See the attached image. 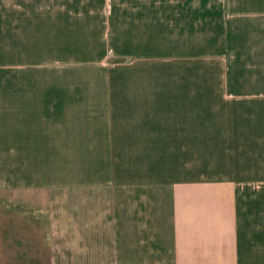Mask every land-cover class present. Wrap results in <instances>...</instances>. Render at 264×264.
<instances>
[{
    "label": "crops",
    "instance_id": "1",
    "mask_svg": "<svg viewBox=\"0 0 264 264\" xmlns=\"http://www.w3.org/2000/svg\"><path fill=\"white\" fill-rule=\"evenodd\" d=\"M0 264H264V0H0Z\"/></svg>",
    "mask_w": 264,
    "mask_h": 264
},
{
    "label": "rangeland",
    "instance_id": "2",
    "mask_svg": "<svg viewBox=\"0 0 264 264\" xmlns=\"http://www.w3.org/2000/svg\"><path fill=\"white\" fill-rule=\"evenodd\" d=\"M216 159H217V156L216 154H214V149H208V155L206 158H203L202 157V160L205 161V163H203L202 165H199L198 162H194L196 160H199V159H194L193 158V166H192V170L193 172H196V171H206V172H209V176H214V173H216V170L219 168L221 169L222 171H228V169H230V165L229 164H221V165H217L216 164ZM124 166V167H123ZM122 166V169L125 170L126 172H130L132 169V167H129L130 165H123ZM134 166V165H132ZM117 244L116 243H113V247H115ZM68 246L65 244V247ZM35 251L33 250V253ZM33 257H34V254H33Z\"/></svg>",
    "mask_w": 264,
    "mask_h": 264
}]
</instances>
